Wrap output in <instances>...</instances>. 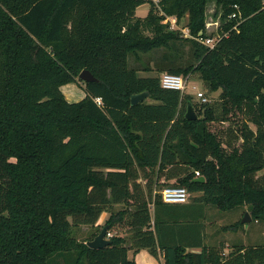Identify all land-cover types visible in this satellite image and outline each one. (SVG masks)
<instances>
[{
    "label": "trees",
    "instance_id": "trees-1",
    "mask_svg": "<svg viewBox=\"0 0 264 264\" xmlns=\"http://www.w3.org/2000/svg\"><path fill=\"white\" fill-rule=\"evenodd\" d=\"M209 1L223 20L240 14L213 49L193 39L205 36ZM263 1L0 0V264H136L128 251L141 250L163 264H264L263 245L226 254L207 243L205 226L208 205L244 207L264 223ZM160 11L178 24L187 16L191 38ZM183 48L191 59L179 65ZM160 49L169 53L147 75L129 67L130 56ZM83 70L96 82L69 103L60 88ZM164 72L195 75L216 101L163 89ZM142 93L150 101L131 104ZM188 106L196 120L185 119ZM170 186L190 201L164 203L159 192ZM116 205L90 238L73 236ZM104 227L126 229L128 245L111 234L108 246L89 248Z\"/></svg>",
    "mask_w": 264,
    "mask_h": 264
},
{
    "label": "rangeland",
    "instance_id": "rangeland-1",
    "mask_svg": "<svg viewBox=\"0 0 264 264\" xmlns=\"http://www.w3.org/2000/svg\"><path fill=\"white\" fill-rule=\"evenodd\" d=\"M149 10V4H143L139 8L136 9L135 15L138 18H143L147 15ZM222 9L220 5L218 6L215 1H209L206 5L205 9V22H218L222 21ZM188 18L187 16L183 17L180 21L179 26L185 27L187 24ZM207 35L215 36V29L211 28L210 30L206 31ZM163 53H169V51L160 49L158 51H152L147 54H137V58L133 56L129 57L128 65L131 68H134L139 71L140 75H147L148 73H144L142 69L146 66L150 68L156 69V64H159V60ZM181 56V62L179 65L185 64L190 61V54L187 48H183L182 53H179ZM165 73V72H164ZM161 75V74H160ZM192 76V78H191ZM189 75L188 77H184L185 79L188 78L187 81V89L186 92L190 93L192 91V87H196L198 90L205 92L202 83L198 80L195 75ZM65 100L69 103H76L81 101L86 96L85 84L80 80H76L75 82H71L61 86L60 88ZM218 93H208L207 98L210 103L216 101ZM149 102V99H145ZM195 103L199 104L197 101ZM219 125H215L212 127L213 129H219ZM264 170V169H263ZM264 173V171L259 172L257 175L260 176ZM158 190V189H157ZM160 193V192H159ZM190 201V200H189ZM122 209V206L116 205L112 206L107 212H103L99 218V222L101 223L98 227H101L105 224L106 220L108 219L110 212L115 213ZM150 209H152L150 207ZM246 212V208L241 207L231 211L221 212L214 208L212 205H208L205 207V226H206V234H207V243L210 245H219L224 244L225 249L223 253L227 254L228 249H230L233 245H240V246H257L263 245L264 246V223L261 222H250L246 223L243 228H239L235 231L223 230L224 227L235 223L236 221H242L244 218V214ZM249 214V213H248ZM250 216V215H249ZM97 226H88V225H81L77 227H72L71 231L73 236L78 241H84L90 238L95 231L98 229ZM111 234H118L121 237H125L126 242L128 245V233L126 229L117 230L112 229ZM224 254V255H226ZM133 256L134 261L136 264H160L158 259L153 257L149 254L147 250H141L137 254H133L132 251H128V256Z\"/></svg>",
    "mask_w": 264,
    "mask_h": 264
},
{
    "label": "built area",
    "instance_id": "built-area-1",
    "mask_svg": "<svg viewBox=\"0 0 264 264\" xmlns=\"http://www.w3.org/2000/svg\"><path fill=\"white\" fill-rule=\"evenodd\" d=\"M148 1H152L156 6L158 4V0H148ZM262 7L264 8V1L262 2ZM235 9L237 10L236 6ZM159 14L164 17L163 23L169 24V28L171 30L180 31L183 37L191 38L188 29L186 27L179 26L176 18L168 17L164 15L161 11L159 12ZM235 17H240L239 12L237 14L233 13L229 15L227 19L219 21V23L216 21L205 22V36L199 35L195 38L193 37L192 38L198 43L204 45L205 47L209 49H213L217 44V42L222 37L227 36V32L220 33L222 31V25L226 23L228 20ZM211 28L215 29V33H216L215 36L206 34V31L210 30ZM233 29L235 30L236 26H234ZM188 78L185 79L183 76L173 75L165 72L160 75V86L166 90L177 91L180 93V95H190L191 97H193L194 101H197L199 104H204L208 102L206 94L198 90L196 87H192V91L190 93L186 92ZM94 102L97 106L102 105L100 98H95ZM195 175L196 177H199V173L196 172ZM160 194L162 201L167 204H186L188 203L189 200V193L183 187H176V186L166 187L162 189V191H160ZM110 237L111 234L107 233L105 238L109 239Z\"/></svg>",
    "mask_w": 264,
    "mask_h": 264
},
{
    "label": "water",
    "instance_id": "water-1",
    "mask_svg": "<svg viewBox=\"0 0 264 264\" xmlns=\"http://www.w3.org/2000/svg\"><path fill=\"white\" fill-rule=\"evenodd\" d=\"M78 80H80L83 83H90V82H96V79L93 77V75L87 71L83 70L78 75ZM147 98V93H142L139 95H134L131 97V104H136L138 102H142ZM185 119L188 121L196 120L197 117L194 114L192 106H188L187 111L185 113ZM195 182H204L203 177H198L194 180ZM250 222V216L248 213H245L244 218L242 219L241 223L246 224ZM106 232L107 227H104L100 233L91 241H88L86 245L91 249H102L110 244V240L106 239Z\"/></svg>",
    "mask_w": 264,
    "mask_h": 264
},
{
    "label": "crops",
    "instance_id": "crops-1",
    "mask_svg": "<svg viewBox=\"0 0 264 264\" xmlns=\"http://www.w3.org/2000/svg\"><path fill=\"white\" fill-rule=\"evenodd\" d=\"M100 222L98 221L95 226L100 225L101 224ZM195 251H198V250H195ZM128 257L129 258H133V256H130V255ZM158 261H159L160 264H163L161 257L158 259Z\"/></svg>",
    "mask_w": 264,
    "mask_h": 264
}]
</instances>
